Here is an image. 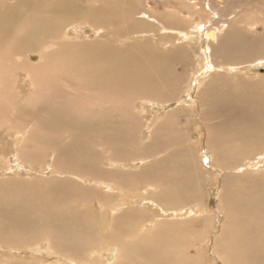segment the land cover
<instances>
[{
    "label": "bare ground",
    "instance_id": "6f19581e",
    "mask_svg": "<svg viewBox=\"0 0 264 264\" xmlns=\"http://www.w3.org/2000/svg\"><path fill=\"white\" fill-rule=\"evenodd\" d=\"M213 1L203 0L212 16L181 27L177 11L156 16L139 10L135 3L142 0H0V75L45 77L37 85L32 80L39 92H53L55 78H62L70 91H85L41 96L39 106L27 113L35 119L33 148H15L20 163L15 166H33L38 145L53 155L51 175L27 183L17 177L1 180L0 264H184L188 250L162 231L145 237L147 244L122 240L146 218L134 197L140 194L142 203H152L163 213L181 215L188 208L192 215L194 184L211 176L218 159L225 171L220 174L223 183L233 180L235 185L222 186L227 218L214 242L215 262L264 264V86H249L253 81L244 76L222 72L264 67V32L257 35V57L250 58L254 42L232 19L221 33ZM243 1L246 23L264 19L258 14L264 12V0ZM86 25L93 38H80ZM159 31L174 35L177 45L158 47L154 34ZM187 40L200 46L203 61L196 62L193 84L187 86L213 73L207 77L206 96H198L200 113L210 124L209 145L201 152L208 169L193 157L189 144L182 145L180 125L173 128L165 115H155L152 123L147 108L136 106L139 101L163 104L179 92L184 72L174 67L191 66L193 44H183ZM233 56L238 62H223ZM15 108L13 114L21 116L24 108ZM179 110L166 114L175 116ZM144 129L148 133L143 140ZM16 136L21 140L23 133L18 130ZM132 160L146 163L127 167ZM109 223L117 232H107ZM115 237L118 246L107 240ZM100 243L114 250L104 259L99 247L106 248ZM41 245L43 259L34 255ZM27 247L34 257H17ZM48 255L55 262L46 263Z\"/></svg>",
    "mask_w": 264,
    "mask_h": 264
},
{
    "label": "rangeland",
    "instance_id": "374dc122",
    "mask_svg": "<svg viewBox=\"0 0 264 264\" xmlns=\"http://www.w3.org/2000/svg\"><path fill=\"white\" fill-rule=\"evenodd\" d=\"M243 3H244L243 0H217V1H213L214 4L213 6H215L214 8L215 13L217 11L216 13L217 19L220 21L217 25L221 33H223L226 30L225 24H229L227 20L228 19L234 20L232 25L237 27L238 31L244 34L247 39H249L251 42H254L251 44L253 45V50L252 53L250 54V58H255L257 57L258 54L256 48L259 46L257 35L264 32V22H262L264 19L262 21H256L250 24L246 23L248 18L245 16L244 13L245 5ZM135 4L136 6H138L139 10L148 11L149 13H152L153 15L156 16L163 14L167 15L168 13H175V11H177L178 15L181 18H183L181 27L184 25H190V26L195 25L194 23H198L199 21L202 22L206 18L212 16L211 13L205 10L203 0H142L141 4H137V3ZM249 7L250 9L253 8L251 6ZM250 14H253V11H251ZM258 14L260 16H263L264 12H259ZM83 28L84 31L82 30L79 31V35L81 36L80 38H86V36L93 38L94 34L91 27L86 25L83 26ZM156 33L157 34H154L155 35L154 39L155 41L157 40L156 41L157 43H159L157 44L158 47L167 49V48H173L174 46L177 45L176 37L174 35L168 36L167 34L169 33H166V35H164V33H161V31ZM160 36L162 37L161 43L160 40H158ZM232 38L233 37L231 36V39ZM191 41L192 40H187L183 42V44L186 43L193 44L191 45L193 47L192 48L193 50L189 51L192 60L191 66L186 67L187 70L186 68H182L179 66L174 67V69L176 68L177 71L184 72L183 75L184 82H182L179 92L176 93V95L172 96V99H170L169 102L166 101L163 102V104H161V102H159L158 100H154L153 102H149V103L146 102L143 104L139 101L136 106H145L147 108L146 117L150 118V120H152V123H154L155 121V119H153L155 115H160V116L165 115L168 124H170L173 128L178 129L177 124L180 125L179 129L182 131L181 133L184 135V140H183L184 144L182 143V145L186 147V145L189 144L188 146L193 152V157L202 164V160H201L202 148L205 147V144H208V136L211 135V132L209 129L210 124H208V122L204 120L205 118L200 113L201 104L199 102L198 96L200 92L205 93L203 97L206 96V83L208 81L207 77H209V75L213 73L206 72L204 75H201L202 78L204 79L199 80V83L193 85L192 87L190 86L191 88L187 86L188 84L191 85L193 84V82L191 83L190 81L192 77L191 73L195 71L194 66H196L197 63L201 65L203 62L202 58H199L200 57L199 55H201L200 46L198 48L196 45H194V42ZM157 45L154 47L156 48ZM212 49L213 48H211V50ZM193 53L195 57H193L194 56ZM212 57H213V52L211 51L210 59ZM234 57L236 56L229 57L227 60H224L223 62L225 64L238 62L234 60ZM222 72L227 76H231L235 73L239 74L241 77L244 76L245 78H247V80L253 81V84L249 86H253V87H258L257 85L264 86V67H259L257 70L246 69L245 71H236V72L230 70L228 71L224 70ZM32 80L33 79H29V77L26 75L25 76L0 75V107H2L0 108V114H1L0 182L1 180H5L7 178L17 177L19 179H24V178L25 180L27 179L26 181L27 183L29 181H32L33 179L37 181L38 179H48L51 175V171L49 168L53 160V155L51 153H47L44 148L37 145L36 147L37 159L35 160L33 166L28 167L29 162H27V165L21 163V165L24 166L25 168L18 167L19 168L18 169L16 166H19L20 163L17 161V151L15 148H18V146L19 148L21 147V149L23 150H28L29 148H33L32 134L36 130V125L34 122L35 119L32 116L28 115L27 113L33 110L35 106H39V102L41 98L42 97L44 98L45 96L53 98L55 95H61L62 92H64L65 90H68L69 93L72 95V91H74V89L72 91H70V89H66L67 87L64 84H62L63 83L62 78H55L54 85L56 86V88L53 90V92H51L52 94L50 93V91H52L50 89L47 90L48 92L40 90L41 92L40 93L39 91H37V87L32 85ZM33 81L34 83L36 82L42 83L45 81V77L40 76L38 79L34 78ZM255 82H259V83L256 84ZM241 89L242 88H237V90H241ZM76 92L74 91L75 94L78 93L79 94L81 93V95L85 94V91H79L78 93ZM65 93L69 94L68 92ZM74 93L73 95H75ZM91 93L95 94L94 92H89V94ZM96 95L97 94H95L94 96ZM15 106L18 108H24V109H20V113H23L21 116L19 114L14 115L17 114L14 111L16 109ZM105 106H109V102L105 103ZM114 106H120V105L116 103ZM122 106H132V105L129 103L122 102ZM178 108L181 110H179L175 114V116L166 114L168 112L175 111ZM155 118H158V116H155ZM152 123L149 129L153 128ZM18 130H20V132L23 133L24 139L22 138L21 140H19L21 137L16 136ZM143 131L144 132H142L143 133L142 136H144V138L142 139L144 140L145 138H147V136L145 135L146 133H148V129H144ZM15 138H18L17 141ZM143 161L144 162H142L141 160H134L133 161L134 166L132 165V162H129L130 164H128L127 167L130 168L135 167L134 169H137L141 163H146L145 160ZM202 165L204 166V168L206 167L205 169H208L207 168L208 166H206V164L204 163V159ZM213 165L215 166V168H214V172L209 174L211 176L206 177L205 180L203 178H200L201 180H198V183L195 182L196 184H194V196L196 197V201H192L194 204L191 203L190 205L194 207V214L192 215L187 214L188 208H184L181 215L172 214L170 212L163 213L162 211L159 210L158 206H154L152 203L151 204L142 203L143 201L142 202L140 201V197L142 196L136 193L137 195L134 198L136 199L138 198V200H136L137 203L135 204V206L140 205L141 207L140 210L144 212L146 218L144 220H140L141 221V222L139 221L140 223L138 222L134 224L133 228L134 227L135 228L134 229L132 228V230L130 231L131 234L127 233L126 236H122V240L124 241L141 240V241H145L147 244L149 242L145 240L146 239L145 237L150 236L153 232L162 231L164 235L171 238L172 240L179 241L180 242L179 244H183L185 246V249L188 250L185 255L184 264H196V262L198 264L199 263L216 264L217 262H215L216 252L214 251L215 250L214 242L216 243V238L220 236L221 233L220 229L227 218L224 212L225 210L223 211V204L221 201L223 196L222 186L225 184L230 185L232 183L234 186L235 182H233V180H229V181L226 180L227 182L223 183L224 181L223 179L225 176L223 174L222 175L220 174L224 173L225 171L221 169L222 165L219 159L218 162L216 161V163ZM216 168H219L221 171L216 172L215 171ZM18 183L19 185L21 184L20 181H18ZM140 190H141L140 192H142V190L144 189H140ZM185 205L188 206V204ZM218 214L221 217L219 221H217L219 216ZM154 215L155 218H153ZM149 217L151 220L149 219ZM110 218L111 216L109 217V219ZM154 223H157L156 225L157 227L153 225ZM110 225L111 223H109V226L107 227L108 231L107 230L106 231L108 233L117 232L112 230ZM107 240H111L112 242L115 241V245L117 246L119 244L117 237H115V240L114 239H107ZM100 244H102L106 248L104 251H101L102 248L99 247L100 249L99 255H101L103 259L105 258L108 251H114L112 250V246H109L108 244H104V243H100ZM44 247L45 245L44 246L41 245L42 249L39 252L38 249L35 250L36 248L35 249L33 248L35 252L34 255H36L38 258L43 259L45 257L43 256L45 255L44 253L45 251H43ZM29 249L31 248L27 247L23 249V251L20 254H17V257L19 258L24 257L26 259H30L31 257H34L30 253ZM1 252L8 256L12 253V252L8 253L7 251H1ZM178 253H179L178 256H180L182 252H178ZM52 255H48L49 258H47L48 261L46 260V263L55 262V259L53 258ZM197 255H198V261H195L194 257Z\"/></svg>",
    "mask_w": 264,
    "mask_h": 264
}]
</instances>
